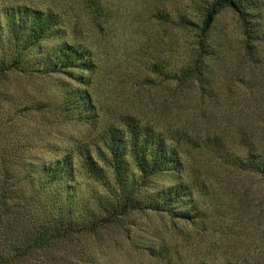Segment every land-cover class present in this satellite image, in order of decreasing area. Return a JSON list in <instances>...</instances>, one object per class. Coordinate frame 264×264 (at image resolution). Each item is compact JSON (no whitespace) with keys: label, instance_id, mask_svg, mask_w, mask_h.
<instances>
[{"label":"rangeland","instance_id":"1","mask_svg":"<svg viewBox=\"0 0 264 264\" xmlns=\"http://www.w3.org/2000/svg\"><path fill=\"white\" fill-rule=\"evenodd\" d=\"M194 1L0 0L3 29L7 8L53 10L65 38L86 47L95 63L82 73L87 84L66 73L12 75L8 105L28 112L26 128L36 133L39 150L77 153L79 145L94 144L103 130L127 119L184 136L173 141L182 172L152 177L143 191L183 181L192 189L196 216L182 219L174 214L180 208L132 211L107 223L87 235L98 264H264V176L244 169L240 160L264 152V44L257 60L245 57L237 16L225 8L211 34L229 33L230 52L179 84L168 73L183 61L209 3ZM178 14L193 16L196 31L178 27ZM73 87L91 93L99 114L95 126L61 114L62 93ZM84 180L88 193L102 190Z\"/></svg>","mask_w":264,"mask_h":264},{"label":"trees","instance_id":"2","mask_svg":"<svg viewBox=\"0 0 264 264\" xmlns=\"http://www.w3.org/2000/svg\"><path fill=\"white\" fill-rule=\"evenodd\" d=\"M199 3L195 0L193 6ZM225 8L237 16L241 53L253 60L261 52L258 45L264 44V16L260 1L209 0L183 61L170 71L172 76L162 72L180 84L204 74L212 67L210 60L217 64L220 57L227 56L229 33L211 34L216 18ZM176 17L178 27L196 31L193 16ZM2 25L0 264H98L94 243L87 235L132 211L172 213L180 208L174 214L192 220L197 205L192 189L183 181L149 193L143 191L151 186L152 177L182 172L179 146H174L173 141L181 143L184 136L176 129L157 130L127 119L122 127L112 125L103 130L94 144L79 145L77 153L50 155L39 150L36 133L26 128L28 112L20 114V110L13 111L8 105L13 92L12 75L16 71L66 73L72 80L87 84L82 73L91 71L95 63L86 47L65 38L62 19L53 10L7 8L4 29ZM59 109L64 119L93 126L98 123L97 107L86 88L66 89ZM240 160L244 169L264 176V152L251 153ZM84 178L102 190L88 193Z\"/></svg>","mask_w":264,"mask_h":264}]
</instances>
